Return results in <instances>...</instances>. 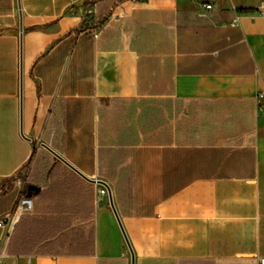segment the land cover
I'll list each match as a JSON object with an SVG mask.
<instances>
[{
    "label": "crops",
    "instance_id": "0c3cea01",
    "mask_svg": "<svg viewBox=\"0 0 264 264\" xmlns=\"http://www.w3.org/2000/svg\"><path fill=\"white\" fill-rule=\"evenodd\" d=\"M261 90L264 0H0V264H257Z\"/></svg>",
    "mask_w": 264,
    "mask_h": 264
},
{
    "label": "water",
    "instance_id": "95a60500",
    "mask_svg": "<svg viewBox=\"0 0 264 264\" xmlns=\"http://www.w3.org/2000/svg\"><path fill=\"white\" fill-rule=\"evenodd\" d=\"M17 6H18V8H19V0H17ZM18 18H19V30H21V12H20V10L18 11ZM19 52H20V45H19ZM19 132H20V134H22L21 129H19ZM42 146L45 147L48 151H50V152H51L53 155H55L57 158H59L61 161H63V162H64L66 165H68L70 168H72L73 170H75V171H76L80 176H82L84 179H87V180H89V181H93V182H97V183H101V184L106 188V193H107V197H108L109 205H110V207H111V209H112V211H113V213H114V215H115V218H116V220H117V223H118V225H119V227H120V229H121V232H122V235H123L124 241H125V243H126V245H127V248H128V250H129L130 254L132 255L131 248H130V246H129L128 240H127L125 234L123 233V230H122V227H121L120 221H119V219H118V217H117V214H116V212H115V209H114V207H113V203H112V198H111L110 189H109V187L107 186V184H106L103 180H101V179H89V178L85 177L80 171H78L76 168H74L69 162H67L66 160H64L59 154H57V153H56L54 150H52L49 146H47V145H45V144H42Z\"/></svg>",
    "mask_w": 264,
    "mask_h": 264
},
{
    "label": "built area",
    "instance_id": "2783aa9c",
    "mask_svg": "<svg viewBox=\"0 0 264 264\" xmlns=\"http://www.w3.org/2000/svg\"><path fill=\"white\" fill-rule=\"evenodd\" d=\"M133 2H137L139 0H132ZM201 7H202V10L200 12H202L203 10L205 9H208L210 8V3L209 2H204V3H201ZM95 35V34H94ZM264 94V90H261L259 91L256 96H260V95H263ZM99 192L102 193V194H106V188L101 185L100 189H99ZM0 226L2 227H5V230H4V237H7L8 236V233H9V229H10V226L9 224H6L5 221H3V219L0 218ZM3 257V250L0 251V259ZM256 263L257 264H264V256H257L256 257Z\"/></svg>",
    "mask_w": 264,
    "mask_h": 264
},
{
    "label": "trees",
    "instance_id": "16d2710c",
    "mask_svg": "<svg viewBox=\"0 0 264 264\" xmlns=\"http://www.w3.org/2000/svg\"><path fill=\"white\" fill-rule=\"evenodd\" d=\"M14 228V227H13ZM31 251V250H30ZM30 251H28V252H30Z\"/></svg>",
    "mask_w": 264,
    "mask_h": 264
},
{
    "label": "bare ground",
    "instance_id": "6f19581e",
    "mask_svg": "<svg viewBox=\"0 0 264 264\" xmlns=\"http://www.w3.org/2000/svg\"><path fill=\"white\" fill-rule=\"evenodd\" d=\"M100 189V188H99Z\"/></svg>",
    "mask_w": 264,
    "mask_h": 264
}]
</instances>
